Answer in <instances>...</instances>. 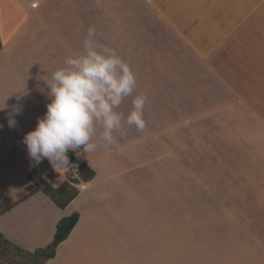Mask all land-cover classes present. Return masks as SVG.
<instances>
[{"label":"crops","instance_id":"1","mask_svg":"<svg viewBox=\"0 0 264 264\" xmlns=\"http://www.w3.org/2000/svg\"><path fill=\"white\" fill-rule=\"evenodd\" d=\"M92 25L136 74L118 111L127 117L145 95L146 126L125 125L116 143L78 149L73 165L95 177L61 209L29 179L44 159L31 160L23 139L51 102L46 81L83 51ZM0 41V233L8 241L34 253L78 213L46 264H234L239 249L242 264H264V0H0ZM170 171L178 198H193L199 226L170 204ZM133 182L141 200L134 188L128 195ZM214 214L227 231L208 225ZM133 219L141 223L124 221ZM232 228L241 243L217 237Z\"/></svg>","mask_w":264,"mask_h":264},{"label":"clouds","instance_id":"2","mask_svg":"<svg viewBox=\"0 0 264 264\" xmlns=\"http://www.w3.org/2000/svg\"><path fill=\"white\" fill-rule=\"evenodd\" d=\"M96 33V27L89 26L83 51L67 56L46 81L51 102L23 139L36 164L46 158L54 170L67 167L69 151L92 152L99 143H116L114 133L123 134L125 125L140 131L146 126L145 95L133 98L127 117L118 111L136 89V74L113 48L96 39ZM9 124L14 126L15 121Z\"/></svg>","mask_w":264,"mask_h":264},{"label":"trees","instance_id":"3","mask_svg":"<svg viewBox=\"0 0 264 264\" xmlns=\"http://www.w3.org/2000/svg\"><path fill=\"white\" fill-rule=\"evenodd\" d=\"M2 44L0 41V51ZM69 165L76 159L77 155L69 151ZM51 167L48 159H44L33 172L30 173L29 179L37 185V187L47 196H49L53 202L61 209H65L77 196L79 191L73 187L70 183H65L61 187L55 189L51 185L47 184L43 179L45 172ZM80 176L83 181H90L95 177V173L87 166H81L79 168ZM80 220V215L75 213L69 217L63 218L58 226L55 234L54 241L46 248L38 249L34 253L25 252L19 247L12 244L0 233V254L9 255H24L36 264H46L47 261L53 259L56 256L57 248L61 243L66 241L74 228L77 226Z\"/></svg>","mask_w":264,"mask_h":264},{"label":"rangeland","instance_id":"4","mask_svg":"<svg viewBox=\"0 0 264 264\" xmlns=\"http://www.w3.org/2000/svg\"><path fill=\"white\" fill-rule=\"evenodd\" d=\"M175 134V133H174ZM172 171H170V175L168 176V180H169V184L167 186V189H168V192L170 193V198H171V202L170 203L171 205H175L174 207H178V205H180V210H182V207H184V210L186 209V212H188V217L191 218V219H187V225L189 223V225L191 226H199L197 222H195V217H194V212H193V209L195 208V204H194V200L193 198H190V197H182L184 198V200H181L178 198L179 194L181 193L180 191H178V187L176 185H173V182H176L177 180V177H171L172 176ZM182 176V175H180ZM187 176V175H186ZM183 179V178H182ZM181 179V180H182ZM193 180L192 177H189L187 176V179L186 181L190 183V181ZM161 182V180H160ZM162 183V182H161ZM166 182L164 181L163 185L165 184ZM136 182H133V186H131L130 188H127L128 190V195L129 194H133V188H134V191L136 192L139 187H136L135 186ZM176 184V183H175ZM135 186V187H134ZM123 192L126 190V186L122 188ZM192 192V187H190L189 185L186 186L185 188V193L187 194H191ZM137 195H136V199L135 200H141V194L139 193V191L136 192ZM179 193V194H178ZM186 195V194H185ZM151 196V195H150ZM181 196H182V193H181ZM145 202H148V200L145 199ZM122 209L123 208H128V205L125 204V203H121L120 204ZM172 207V206H171ZM131 208L133 209V204L131 205ZM175 209V208H174ZM219 214H217L215 216V214L213 215V217H211L212 215L208 216L207 220H208V225L209 226H213L214 228H219V229H223L225 231H227L228 229H224V228H227V223L228 221L225 219V218H222L221 216H218ZM219 217V218H218ZM125 222H133V226H137L135 224V222L137 223H141L140 221H137L135 219L133 220H124ZM238 227L237 228H240V224H236ZM138 226H141L138 225ZM143 226V225H142ZM183 226V225H182ZM225 226V227H223ZM237 228H232L230 231L232 232V235H228L226 233H218L217 237L219 239H221L222 241H234L236 240L237 238H239V241H236V242H239L241 243V239L244 238L242 236L241 233H235L236 231H234V229H237ZM235 233V234H233ZM240 247H238L239 249ZM226 253V252H225ZM229 254L231 252H228ZM234 253V264H242L241 263V256L240 255H245V252L244 251H241V249H239V252H233ZM240 256V257H239ZM224 258H226V256L224 255ZM0 264H36L34 263L33 261H31L28 257L24 256L23 254L22 255H9V254H0Z\"/></svg>","mask_w":264,"mask_h":264},{"label":"built area","instance_id":"5","mask_svg":"<svg viewBox=\"0 0 264 264\" xmlns=\"http://www.w3.org/2000/svg\"><path fill=\"white\" fill-rule=\"evenodd\" d=\"M59 178H64L66 182L70 183L73 187L78 188L80 190L81 187H84L83 184H80V181L82 179L80 176L79 168L73 165V163L68 165L67 167H58L56 170H54L51 165L49 170L43 175V179L49 185H51L53 181Z\"/></svg>","mask_w":264,"mask_h":264}]
</instances>
